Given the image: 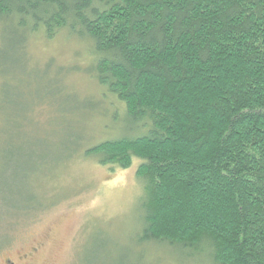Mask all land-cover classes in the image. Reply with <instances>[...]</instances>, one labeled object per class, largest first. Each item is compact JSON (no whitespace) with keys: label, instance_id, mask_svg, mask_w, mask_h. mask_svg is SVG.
Returning <instances> with one entry per match:
<instances>
[{"label":"trees","instance_id":"1","mask_svg":"<svg viewBox=\"0 0 264 264\" xmlns=\"http://www.w3.org/2000/svg\"><path fill=\"white\" fill-rule=\"evenodd\" d=\"M61 32L90 45L85 72L124 107L121 136L87 155L140 161L139 247L264 264V0H0L15 54ZM14 205L4 220L32 209Z\"/></svg>","mask_w":264,"mask_h":264},{"label":"rangeland","instance_id":"2","mask_svg":"<svg viewBox=\"0 0 264 264\" xmlns=\"http://www.w3.org/2000/svg\"><path fill=\"white\" fill-rule=\"evenodd\" d=\"M27 46L15 54L0 33V264H208L139 247L140 161L123 169L87 155L121 136L124 111L85 72L90 45L61 32ZM14 203L32 209L4 220Z\"/></svg>","mask_w":264,"mask_h":264}]
</instances>
